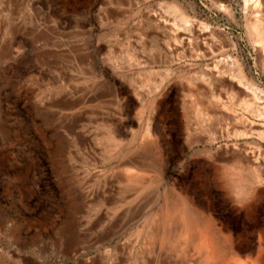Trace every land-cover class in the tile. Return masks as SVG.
Masks as SVG:
<instances>
[{
    "label": "rangeland",
    "instance_id": "1",
    "mask_svg": "<svg viewBox=\"0 0 264 264\" xmlns=\"http://www.w3.org/2000/svg\"><path fill=\"white\" fill-rule=\"evenodd\" d=\"M254 91L264 0H0V264H264Z\"/></svg>",
    "mask_w": 264,
    "mask_h": 264
},
{
    "label": "bare ground",
    "instance_id": "2",
    "mask_svg": "<svg viewBox=\"0 0 264 264\" xmlns=\"http://www.w3.org/2000/svg\"><path fill=\"white\" fill-rule=\"evenodd\" d=\"M252 0H245V5L248 6ZM224 3V2H223ZM257 3V1H256ZM223 6V5H222ZM255 7V6H254ZM250 8V7H249ZM186 22V21H185ZM252 28L256 31L258 29V23H251ZM263 96V95H262ZM252 99L254 100V104L256 100L263 99V105L261 107L254 106V110L256 111L257 115H261L262 111H264V96L261 97L256 91L252 92ZM199 115L202 116V113ZM200 117V116H199ZM240 184V183H239ZM240 195V194H239ZM163 214L165 217H162V221L158 224V230L161 232V235L164 239H169L170 233L172 232L171 229H176V234L179 236L181 235L182 229L184 232L186 229L195 230L196 232V246L201 250H206L207 248V233L205 227L203 230L198 231L199 218L196 213L187 208L186 206L177 204L174 200H168L165 203ZM172 223V224H171ZM170 225L172 228L170 229Z\"/></svg>",
    "mask_w": 264,
    "mask_h": 264
}]
</instances>
